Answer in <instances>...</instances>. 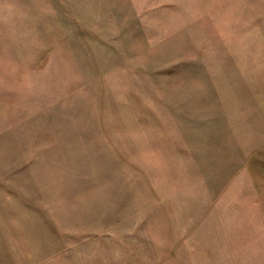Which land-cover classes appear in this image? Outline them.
I'll use <instances>...</instances> for the list:
<instances>
[{"label": "rangeland", "instance_id": "obj_1", "mask_svg": "<svg viewBox=\"0 0 264 264\" xmlns=\"http://www.w3.org/2000/svg\"><path fill=\"white\" fill-rule=\"evenodd\" d=\"M0 264H264V0H0Z\"/></svg>", "mask_w": 264, "mask_h": 264}]
</instances>
